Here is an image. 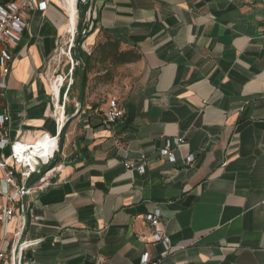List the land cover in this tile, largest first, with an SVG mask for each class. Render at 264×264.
<instances>
[{
	"label": "crops",
	"instance_id": "obj_1",
	"mask_svg": "<svg viewBox=\"0 0 264 264\" xmlns=\"http://www.w3.org/2000/svg\"><path fill=\"white\" fill-rule=\"evenodd\" d=\"M61 1L34 0L12 50L0 96L11 142L33 145L57 134L47 66L69 35ZM89 4L96 18L83 45L94 54L84 109L60 160L27 181L20 263L142 264L148 254L159 264H264V0ZM108 39L132 54L129 62L104 55ZM112 100L124 116L106 125ZM177 137L185 140L179 148ZM168 140L176 163L160 154ZM9 155V148L0 153ZM191 155L196 160L186 165ZM155 210L175 248L163 260L146 219ZM23 223L18 214L0 224L2 264H12Z\"/></svg>",
	"mask_w": 264,
	"mask_h": 264
},
{
	"label": "built area",
	"instance_id": "obj_2",
	"mask_svg": "<svg viewBox=\"0 0 264 264\" xmlns=\"http://www.w3.org/2000/svg\"><path fill=\"white\" fill-rule=\"evenodd\" d=\"M34 8V0H11L0 5V96H2L7 89V78L11 73V64L14 58L12 50L16 49L22 41L23 33L28 28V15ZM95 18L96 12L89 6L85 20L88 28L83 31L84 36L92 29ZM73 47L74 40L73 42L71 40L67 51L68 54L63 52L65 50L61 49L62 55L67 56L72 65L69 72L64 75L61 73V70L60 72L56 71L57 76L55 79L53 78L54 85L58 84L59 86L58 95L55 91L52 93L54 111H59L60 113L57 117L56 136L51 137L44 135L33 145L11 142L9 137V114L6 111L0 113V153L7 148L10 150V155L8 157H0V193L4 198V201L0 203V224L2 226L7 227L18 214L23 219V202L26 200L27 203V196L30 192V186L27 185V181L31 180L34 176L41 175L44 168L50 166L57 156L59 132L65 122L61 113L66 115L65 104L68 97L67 93L74 82L73 70L75 66L79 65V62L75 61L71 56ZM54 59L55 57L48 62V71H51ZM59 65H61V63ZM61 80L63 81L61 82ZM67 81V90L64 94L63 102L60 103L61 90L65 87ZM123 116V108L118 104L117 100H112L109 104V108L105 112L104 123L106 125L115 124L123 118ZM44 140L46 145H48V149H50L49 154L46 153L48 150H44V147L41 145V142ZM171 143L172 141L168 140L166 147L161 150L160 154L163 158H167L169 162L176 163V158L170 152ZM173 143L179 148L185 143V140L182 137H177L173 139ZM195 160L196 157L191 155L186 159L185 163L186 165H192ZM125 167L127 169L137 170L141 174L145 173V166L143 164L136 165L127 162L125 163ZM146 219L153 228V241L162 246L160 259L163 260L169 257L174 252L175 248L172 245L170 237L161 226V211L155 210L153 213L148 214ZM2 245L3 242L0 241V264L5 260V253ZM25 245L26 242L24 247ZM159 263L160 261L152 262L148 254H145L142 258V264Z\"/></svg>",
	"mask_w": 264,
	"mask_h": 264
},
{
	"label": "trees",
	"instance_id": "obj_3",
	"mask_svg": "<svg viewBox=\"0 0 264 264\" xmlns=\"http://www.w3.org/2000/svg\"><path fill=\"white\" fill-rule=\"evenodd\" d=\"M0 2L2 3V0H0ZM87 8H83V10L86 11ZM94 30H95V21H94V26L91 32L90 33L87 32L86 35L83 36L81 39L80 46H79V58L76 56L74 49H73V58L75 61H80V64L78 66H75L73 70V81L74 82L72 86L70 87L67 93V96L70 100L76 99L79 103H80L81 95H82L83 72L86 71L85 87L87 88L89 67L91 65V62L94 60V54L92 53L88 55L82 49V45L86 41V38L89 36V34L93 33ZM110 41L111 40L108 39V42L102 46L103 51L101 49V44H98V46L96 47V50L102 51L104 55H106L107 58H110L114 64H125L129 62V60L126 58L127 56L132 55V54L117 52L116 48L118 49V45L120 42L115 41L111 43ZM133 59H135L134 56L133 58H131V60ZM76 89H78L77 97L74 95V92ZM65 93H66V87H63L61 90V94H60V103L63 102V97ZM76 110H77L76 107L73 106L72 108H70L67 103L65 104V114L67 117H71L76 112ZM28 216H29V212H28Z\"/></svg>",
	"mask_w": 264,
	"mask_h": 264
},
{
	"label": "water",
	"instance_id": "obj_4",
	"mask_svg": "<svg viewBox=\"0 0 264 264\" xmlns=\"http://www.w3.org/2000/svg\"><path fill=\"white\" fill-rule=\"evenodd\" d=\"M89 8V0H78V4H77V9L78 12L81 13L82 16V22H85L86 17H87V12H88V8ZM83 8H87L86 11L83 10ZM83 37V31H82V25L79 26V31H78V36H77V40H76V45H74L73 49L74 52L76 54V56L79 58V46H80V42L81 39ZM80 64V61H78ZM85 78H86V71L83 72V76H82V95H81V100L80 103L77 106V110L76 112L71 116V117H67V119L65 120L60 132H59V148H58V152H57V156L55 158V160L52 162V165L56 164L58 160H60V158L63 155L64 152V148H65V144H66V137L68 134V129L69 126L76 120L79 118V116L81 115L83 109H84V105H85V92H86V87H85ZM23 227L21 230V233L19 235L16 247L14 248V256L16 258V263L15 264H21V255H22V249L24 247L25 244V237H26V231H27V226H28V206L26 203V200L23 202Z\"/></svg>",
	"mask_w": 264,
	"mask_h": 264
},
{
	"label": "rangeland",
	"instance_id": "obj_5",
	"mask_svg": "<svg viewBox=\"0 0 264 264\" xmlns=\"http://www.w3.org/2000/svg\"><path fill=\"white\" fill-rule=\"evenodd\" d=\"M86 24H87V22H82L81 13L78 12V25H77L76 35L73 37L72 33L70 31H68L69 35L66 36V38L64 39V41L62 43V46L60 47L59 52L57 54H55V56H54L55 59H54V61L52 63V68H51V71H52L51 74L54 77V79L57 76L56 71L60 72V70H61V73L66 75L69 72L70 68L72 67V65L70 64V61L68 60V57L65 56V55H62L61 49L65 50L63 52H66L68 54L67 51H68V48H69L70 41L72 40V42H73V40H74V45H76V40H77V36H78L79 26L82 25V31H84L85 29L87 30V28H88L86 26ZM83 45H82V49H84ZM71 56L73 58V50L71 52ZM60 63H61V65H59ZM58 65L60 66V69H59ZM67 86H68V81L65 83V87L66 88H67ZM74 95L77 97L78 89L75 90ZM67 100H69L68 97H67ZM67 104H68V101H67Z\"/></svg>",
	"mask_w": 264,
	"mask_h": 264
},
{
	"label": "bare ground",
	"instance_id": "obj_6",
	"mask_svg": "<svg viewBox=\"0 0 264 264\" xmlns=\"http://www.w3.org/2000/svg\"><path fill=\"white\" fill-rule=\"evenodd\" d=\"M61 3L63 4V7L65 8L66 12L69 15L68 31H70L74 37L76 35L77 25H78V9H77L78 0H62ZM62 81L63 80H61V82ZM54 87H55V91L58 95V92H59L58 84H56ZM61 116L63 117V120L65 121L66 115L61 113ZM41 145L44 147V150H46V151L48 150L46 153L49 154L50 149H48V145H46L45 140L41 142ZM12 254H13L12 255V264H15L16 258L14 256V253H12Z\"/></svg>",
	"mask_w": 264,
	"mask_h": 264
}]
</instances>
